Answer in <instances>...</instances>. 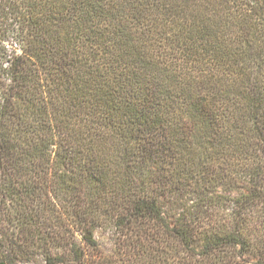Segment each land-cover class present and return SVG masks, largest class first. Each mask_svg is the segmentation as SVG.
Here are the masks:
<instances>
[{"label": "trees", "instance_id": "obj_1", "mask_svg": "<svg viewBox=\"0 0 264 264\" xmlns=\"http://www.w3.org/2000/svg\"><path fill=\"white\" fill-rule=\"evenodd\" d=\"M0 264H264V0H0Z\"/></svg>", "mask_w": 264, "mask_h": 264}]
</instances>
